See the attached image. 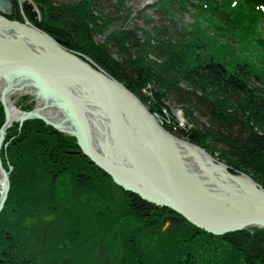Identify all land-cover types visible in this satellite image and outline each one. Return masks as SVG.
<instances>
[{"label": "trees", "instance_id": "16d2710c", "mask_svg": "<svg viewBox=\"0 0 264 264\" xmlns=\"http://www.w3.org/2000/svg\"><path fill=\"white\" fill-rule=\"evenodd\" d=\"M110 1L117 4L119 11L123 10L121 5L126 3V0H67L55 5L52 0H38L46 9L54 8L52 17L56 29L67 34L71 49L88 58L122 84L151 114L164 115L167 107L163 98L167 91L177 101L182 98L184 106H190L187 107L189 110H198V106L202 105L206 109L205 115L210 128L215 133L209 128L195 131L191 127L166 126L164 129H175L183 139L203 148H206L205 144H209L208 139H212L211 143L215 146L221 143L224 146V158L227 157L226 162L230 161L234 168L246 173L264 189V73L261 77L256 72L258 64L264 67V46H260L261 43L247 29L241 31L219 9L209 8L208 4L198 0H191L192 3L190 0L151 1L157 7L155 11L159 22L164 23V17L171 19L173 13L179 14L182 11L194 14V29L203 33L205 31H201L199 24L203 19L210 21V24L205 23V27L211 35H218L225 40L231 53L228 61L219 57L213 59L210 52L205 53V48L197 45L200 50H191L186 59L177 63L175 59L181 54L180 44L176 45L180 54L175 56L172 55L175 51L173 45L156 46L163 43L156 41L160 39L161 28L157 29L159 32L155 41H150L152 46L148 45L144 51L140 48L142 39H136L130 33H124L122 38L113 36L102 44H97L93 37L104 29V20L110 23L122 19L116 18L120 15L118 13L110 18L104 14L101 6ZM163 26L162 29L172 28L169 24ZM183 30L184 33L188 32V36L192 34L190 30ZM240 45L244 46L243 49ZM162 50H165L164 55ZM148 51L162 64L157 66L141 60V56ZM2 114L0 112V127ZM6 142L7 146L1 148V159L12 168V177L9 179L10 192H13L9 198L14 200L19 214L13 209L17 217L9 225H3L0 234V264H30L33 256L29 252H33L22 241L21 233L27 229L26 221L31 212L32 218L28 221L39 222L42 215L49 214L51 217V213L56 218L57 214H62L60 211L65 206L59 201V185L63 179H70L73 195L85 197L90 194L87 189L95 190L92 183L95 176L89 172L90 163L80 156L75 142L58 134L42 121L25 122L20 128L10 129L4 144ZM106 191L103 188V192ZM123 197H126L122 203L127 215L121 223L132 220L142 222L145 227H159L166 218L162 210L146 207L130 194ZM21 208L24 210L22 213L19 211ZM40 210H43L42 215ZM0 218H3L2 215ZM116 220L115 215L114 221ZM121 223L118 227L115 225L113 231L123 226ZM35 227L31 226L32 229ZM182 230L187 234L182 235ZM87 233L91 234L88 229ZM254 238L255 234L248 235L244 232L212 236L180 219L169 237L171 245L161 249L163 259L155 261L142 256L141 262L264 264V234L257 233L255 240ZM254 241L257 245H254ZM140 259L134 264H139L136 262H140Z\"/></svg>", "mask_w": 264, "mask_h": 264}, {"label": "water", "instance_id": "95a60500", "mask_svg": "<svg viewBox=\"0 0 264 264\" xmlns=\"http://www.w3.org/2000/svg\"><path fill=\"white\" fill-rule=\"evenodd\" d=\"M22 37H34V44H24ZM39 51L51 55L40 56ZM2 80L8 87L0 91V149L10 129L15 130L30 116L43 115L68 131L117 185L195 227L212 235L246 227L264 229V189L244 176L230 175L204 149L184 147L186 140L168 136L122 84L96 65L54 45L52 37L17 20L5 21V15H0V85ZM22 83H37L40 90H27ZM79 108L94 111L97 120L106 121L113 145L119 147L120 143L128 152L122 166L113 164L121 155L112 153V158L94 149ZM131 148L142 151L145 158L133 154ZM182 168H194V172H186L191 178H186ZM0 175L1 209L9 189L1 159ZM221 191H228L234 201ZM176 221L173 217L166 222L173 225Z\"/></svg>", "mask_w": 264, "mask_h": 264}, {"label": "rangeland", "instance_id": "374dc122", "mask_svg": "<svg viewBox=\"0 0 264 264\" xmlns=\"http://www.w3.org/2000/svg\"><path fill=\"white\" fill-rule=\"evenodd\" d=\"M52 2L55 3V5H58L67 2V0H52ZM116 5L117 4L114 1H110L105 2V4L101 6L102 11L109 18L110 16H117L118 13L120 15L116 18L122 19L119 22L114 20L110 23H107L108 21L104 20V27L102 28H104L103 30H105V32L101 30V32L97 33V36L93 37L95 43L102 44V42L106 39L109 40V38L113 36L122 38L121 36L124 33H130L135 36L136 39H138V37L142 39L140 48L144 51V49H147L148 45L152 46L151 42L155 41V37L158 35L157 32H159L157 29L161 28L159 29L161 30L160 39H156V41L159 40L163 43L156 44V46L162 47L165 44H168V46L173 45V49L175 51L172 52V55L175 56L179 53L176 45L180 44L181 54L179 53L180 56L175 59L177 63L186 59L191 53V50H200L197 48V45H200L203 49L205 48V53L207 51L210 52L211 56H213V59L215 60V57H219L224 61H228L230 59L231 53L228 49L229 47L227 48L226 46L225 40L221 39L218 35H211L205 27V23L208 22L210 24V21L203 19V21L199 24L201 31H205L201 33L196 32L194 29V14L183 13L182 11L179 14L173 13L171 19H166V17H164V23H162L159 22L157 17L158 15L154 8H151L154 5L151 0H126V3L121 5L123 6V10L120 11L117 9L118 7ZM46 8V6L39 4L38 0H0V15H5L6 20H17L49 37H52L53 42L58 45L61 44L62 48L66 50H68V48L71 49L67 34L62 31L60 33L58 28L56 29L54 24L55 21L52 17L54 13V10L52 9L54 8ZM190 13H193V11L190 10ZM95 17H98V15L95 14ZM108 17L107 19H109ZM167 24L171 25L172 28L162 29L161 26H166ZM184 28L187 31L190 30L192 34L188 36V32L184 33ZM243 47V45H240L241 49H243ZM162 53L164 55L165 50H162ZM134 54H136L135 51ZM80 58L86 62H91L85 56H80ZM132 59L135 60L134 58ZM141 60L157 66L162 64V62H157L154 55L149 51L141 56ZM100 70L105 73L102 69ZM256 72L262 77L264 67L258 64L256 66ZM163 100L165 106L167 107L163 116L153 115L147 110L151 117L156 118L157 125H159L162 129H164V127L166 128V126H170L171 128H176V126L179 128L191 127L195 131H205L204 128H209L212 133H215L214 129L210 128L205 115L206 109L202 105L198 106V110H189L188 108L190 106L188 104V106H184L182 98H179L177 101V99L174 98V95H170L168 91L164 94ZM144 108L146 109L145 106ZM0 112H2L1 101ZM30 121H37V118L27 119L21 124L18 123L17 128L22 127L25 122ZM45 121L46 123L42 120L45 125L47 124L46 126L52 128L54 131L58 132V134L71 138L75 142L76 148L80 152V156L89 161V172L95 176L92 180L95 190L87 189L90 194H87L85 197H81L82 195H73L70 179L68 180V178L65 177L62 184L59 185V201L61 204L65 205L64 209H61L60 211L62 214H57L55 218L52 213L51 217L49 214L47 216L42 215L43 210H40L42 219H40L39 222H36L35 220L28 221L32 218L31 212L30 217H28V220L26 221L27 229L24 233H21L22 241L25 242V245L29 246L33 252V254L29 252L33 256V260L30 261V264H134L135 261L140 258V262L136 263L145 264V262H141L143 257L153 259L155 261L156 259L161 261L163 259L161 256V249L171 245V241L169 240L171 232L180 219L183 218L178 217L176 214L145 200L138 194L117 185L114 181L115 178L97 166L95 162L85 154L84 149L70 133L51 120ZM212 125L215 127L214 124ZM176 132L177 131L173 129V131H167V135L169 134L172 137L186 140ZM208 141L209 144H205V149L196 144H191L187 140L186 144L194 146L198 149H204L221 166H223L230 175L244 176L261 187L246 173H242L239 169L234 168L230 161L226 162L227 157L224 158V146L221 143L215 146L211 143L213 142L212 139H208ZM6 146L7 142L4 145V148ZM1 164L2 169L8 177L9 189L4 204L0 209V216L2 215L3 217L2 219L0 218V234L4 223L9 225L14 221L13 218L17 217L13 212V209H15L18 213V207L14 204V200L9 198L10 193L13 192H10L9 179L12 177L10 176L12 168L7 165V163L2 162V159ZM89 172L87 171L88 175ZM103 188L107 191L103 192ZM1 193L2 186H0V197ZM127 194L139 199L146 207L150 206L154 209L162 210L165 217H169L171 215L172 217H176V223L170 225L169 222H162L159 227H145L142 222H135L132 220L125 224L121 223L123 218L127 215V213L123 210L124 207L122 203V201L126 199V197L124 198L123 196ZM19 211L22 213L24 210L21 208ZM114 214L116 215V221H114ZM183 220L189 223L187 220ZM119 223L123 224V226L113 231L115 229V225L118 227ZM189 224L197 230L212 235L195 227L191 223ZM31 226L36 227L32 229ZM87 229L91 234L87 233ZM83 231H85V234ZM243 232L248 235L255 234V240L257 233L264 234V229L258 227H246L237 232H229L212 236H222ZM181 233L182 235L187 234L184 230H182ZM27 240H29L30 243ZM9 241L11 240L9 239ZM254 245H257L256 241H254ZM20 246H22V244H20ZM251 247L252 246H250V248Z\"/></svg>", "mask_w": 264, "mask_h": 264}, {"label": "bare ground", "instance_id": "6f19581e", "mask_svg": "<svg viewBox=\"0 0 264 264\" xmlns=\"http://www.w3.org/2000/svg\"><path fill=\"white\" fill-rule=\"evenodd\" d=\"M144 1H148V0H144ZM153 3H155V2H153ZM151 8H154V10L157 9L155 4ZM5 21H8V20L5 19ZM103 32H105V30H103ZM22 40H23L24 44H34V37L28 38V39H25V38L22 37ZM53 44L62 48L61 44L58 45L55 42H53ZM71 50L72 49L68 48V51H71ZM71 52H73V55L76 56L79 59H81L80 56H83V55H81L79 53H76L73 50ZM39 55L40 56H43V55L45 56V55H51V54L39 51ZM81 60H83V59H81ZM84 62H86V61H84ZM50 63L54 64V61H50ZM86 63H88L89 65L93 64L92 62H86ZM96 68L99 69L98 66H96ZM64 81H68V77H64ZM7 87H8V85L2 80L1 81V85H0V91L5 89V88H7ZM22 87L27 89V90H40V88H39L37 83H33V84L22 83ZM79 111L82 114V116H83L84 120L86 121L87 125L89 126V130H90V134H91V138H92L94 149L99 151V152H101V153H103V154H105V155H108V156H110L112 158H114L113 154L121 155L120 159L113 160V164L118 165V166H122L123 163L128 159V156H129L128 152H126L124 148H121L122 145L120 143H119V147L113 145V142H112V139H111V136H110L106 121L105 120H97L94 111L80 109V108H79ZM34 118H37L38 121H42L43 120L45 123H46L45 120H49L50 121V119L46 118L43 115H33V116H30L29 119H34ZM168 136H170V135L168 134ZM184 147L196 148V147L188 145L186 143H185ZM131 149H132L131 151L134 152L133 154L145 158V156H144L142 151L136 150V149H133V148H131ZM0 154H1V152H0ZM177 162L179 164H182V160H177ZM182 171L185 174L186 178L189 179V178H191V174L186 173V172H194V168H182ZM144 172H148V168H144ZM2 183H3V180H2V177H0V186H2ZM191 186H192L193 191L196 192V189H195L194 185H191ZM198 186H202V183H198ZM221 195L223 197H225L226 199H228L229 201H234L228 191H221ZM173 217H172V215L169 216V217H166L163 222L165 223L168 220L172 221Z\"/></svg>", "mask_w": 264, "mask_h": 264}]
</instances>
